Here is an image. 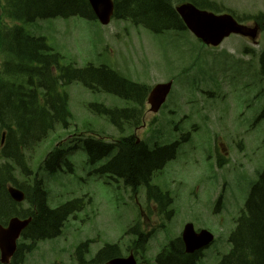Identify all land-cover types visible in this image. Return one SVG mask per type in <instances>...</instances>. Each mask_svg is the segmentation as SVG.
<instances>
[{
  "label": "rangeland",
  "instance_id": "rangeland-1",
  "mask_svg": "<svg viewBox=\"0 0 264 264\" xmlns=\"http://www.w3.org/2000/svg\"><path fill=\"white\" fill-rule=\"evenodd\" d=\"M229 2L228 5L238 13H242L243 9H250L249 5L252 3H261V1L249 0L243 8L234 0ZM27 30L37 37L45 36L49 45L62 55L63 65L75 64L78 67L88 64L106 65L120 72L121 76L146 85L159 80H162L161 82L172 80L178 75L179 69L183 67L186 69L190 65L191 70L187 75L191 80L190 85L188 86L184 77L175 81L167 108L159 115L157 123L148 125L139 136L153 146L156 143L173 142L180 138V132H189L195 125L199 127L190 141L180 149L177 158L154 177L153 183L175 197L173 205L175 217L170 222L167 237H175L188 221H191L197 229L211 230L217 240L204 252L203 263L219 264L221 258L230 250V246H226L224 241L234 228V219L238 217L245 204L252 186L251 178H254L255 174L247 176L250 168L235 164H230L221 170L211 169L197 154L208 144L210 130V124L205 120L206 113L203 110L210 101L214 100L221 103L220 108L225 107V101L221 102L220 95L209 97L204 94L203 91L210 88L206 81L197 78L194 82L195 74H199V69L193 72L191 65L194 64L195 70L196 66L202 64L206 58L213 59L214 55L211 51L203 45L193 43L192 40L196 39L191 38L187 33L177 36L184 41L175 50L171 46L176 40L174 34H150L143 27H136L129 21L121 20H113L109 26L104 27L97 21L78 17L54 18L39 20L35 24L28 25ZM262 35L260 42L264 49V33ZM231 40L236 41L238 38L233 37ZM168 46L170 48L166 51ZM135 47L142 48L148 58V64L138 63L137 57L143 54L138 51L135 57L133 55ZM60 90L68 94L73 122L78 124L68 138L74 134L79 135L86 129L83 125L84 121L89 122L97 134L111 130L106 127L113 125L105 116H101L105 114L91 111L89 104H100L108 108H124L132 105L119 96L106 92H93L78 82L60 86ZM254 93L252 91L246 96L248 103ZM184 101L191 103L189 107L191 117L181 122ZM263 106L264 99H255L251 113H248L246 118L260 114ZM58 131L59 137L67 136L65 131ZM126 131L128 134L133 133L131 129ZM255 138L256 133L250 145L254 151L257 148ZM263 139L264 122L260 124L259 131L260 167L264 164ZM53 144V141L46 142L41 147L39 157L49 151ZM72 156L77 168L74 175L67 171L57 174L40 171L48 192V204L51 208H56L70 199H84L85 196L92 201L87 204L83 213L77 215V219L70 220L60 238L41 243L42 245L26 254L25 264H51L55 261L76 264L72 255L76 247L86 240L94 241L88 254L89 258L93 257L106 243L118 241L138 213V204L129 191L105 184L93 173L88 175L86 151L75 150ZM39 157L33 162L35 168L39 163ZM237 164L239 165L240 162ZM140 202L144 204V200L140 199ZM229 224H231L230 228H228ZM163 239L160 238L157 244L155 242L150 244L148 251L150 259H155Z\"/></svg>",
  "mask_w": 264,
  "mask_h": 264
},
{
  "label": "trees",
  "instance_id": "trees-1",
  "mask_svg": "<svg viewBox=\"0 0 264 264\" xmlns=\"http://www.w3.org/2000/svg\"><path fill=\"white\" fill-rule=\"evenodd\" d=\"M17 10L27 19L33 21L37 18H52L57 16H72L77 12L90 13L85 0H16ZM117 11L121 16L132 21L138 26L149 27L154 32H166L172 30H184L185 26L176 13L175 7L180 2L190 1L201 9H210L208 0H118ZM0 44L6 46L16 53L20 60L37 61L45 63V68L53 64L52 55L44 56L40 51L49 54L46 44L39 46L21 34H0ZM34 45H36L34 47ZM56 62V61H55ZM101 69V68H100ZM19 72L15 64L7 66L5 73L14 75ZM21 72L28 75L29 69ZM41 82L46 81L48 95L56 94L57 80L48 77L47 69H41ZM89 81L99 83L101 87L123 93L126 96L134 94L142 95L140 87L119 80L110 71H91ZM70 79L78 78V71L74 69L67 71ZM89 74V72H88ZM64 77V76H63ZM43 84V83H42ZM90 86H93L90 84ZM49 86H54L51 89ZM55 90V91H54ZM23 89H15V85L0 88V128L6 127L8 139L6 148L2 153L7 155L19 151L22 147L30 146L38 137L50 128L54 119L62 113L60 101L48 102L51 111H46L37 105L36 91L23 94ZM140 93V94H137ZM58 95H60L57 92ZM133 98V97H132ZM133 98V99H134ZM66 108V107H65ZM66 111V109H65ZM53 113V116L51 115ZM12 127L14 130H12ZM104 148L103 146H99ZM172 149L166 148L156 152H149L144 144H134L132 139H127L123 144V152L113 160L111 169L122 177H125L132 185L147 181L151 173L158 169L162 162L171 155ZM8 174L0 169V219L5 220L7 215H12L14 210L12 200L5 191V183ZM252 214L253 218L246 223L238 233L239 242L236 252L230 255L222 264H264V174L260 183L253 193ZM37 202V200H36ZM39 213L36 215L28 228L30 236L52 237L56 235L63 224L62 211H50L43 200H38ZM166 264H194L195 256H186L182 247L175 244L172 251L165 259ZM81 261H84L81 258Z\"/></svg>",
  "mask_w": 264,
  "mask_h": 264
},
{
  "label": "water",
  "instance_id": "water-1",
  "mask_svg": "<svg viewBox=\"0 0 264 264\" xmlns=\"http://www.w3.org/2000/svg\"><path fill=\"white\" fill-rule=\"evenodd\" d=\"M102 1L105 5H102ZM90 0L91 4L96 8L99 18L102 22H108L112 11V6L109 0ZM102 9L99 10V7ZM182 18L186 25L193 31L199 38L207 43H216L230 31L229 21L225 18H217L212 14L199 12L192 6H183L179 9ZM169 86L160 87L156 89L152 95L158 102H162ZM26 225V224H23ZM22 224L16 223L11 228L16 227L21 229Z\"/></svg>",
  "mask_w": 264,
  "mask_h": 264
}]
</instances>
